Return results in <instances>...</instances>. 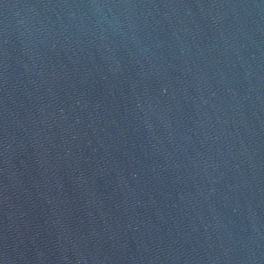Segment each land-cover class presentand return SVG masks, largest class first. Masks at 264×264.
Wrapping results in <instances>:
<instances>
[{"label":"water","instance_id":"obj_1","mask_svg":"<svg viewBox=\"0 0 264 264\" xmlns=\"http://www.w3.org/2000/svg\"><path fill=\"white\" fill-rule=\"evenodd\" d=\"M0 264H264V0H0Z\"/></svg>","mask_w":264,"mask_h":264}]
</instances>
